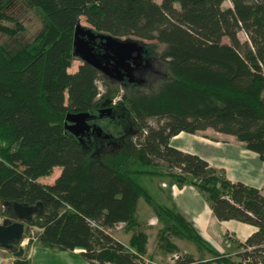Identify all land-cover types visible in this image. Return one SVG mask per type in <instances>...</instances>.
I'll return each mask as SVG.
<instances>
[{"label": "trees", "instance_id": "16d2710c", "mask_svg": "<svg viewBox=\"0 0 264 264\" xmlns=\"http://www.w3.org/2000/svg\"><path fill=\"white\" fill-rule=\"evenodd\" d=\"M23 1L40 9L44 29L30 44H0V218L7 216L6 202H40L39 212L26 222L25 237H31L30 227L40 229L29 246L35 239L89 262L141 264L149 241L137 214L143 198L164 226L160 252L179 251L172 235L210 249L192 222L175 207L155 202L135 177L160 167L179 185L191 183L204 192L218 220L255 227L239 243L245 249L240 256L264 252L261 190L231 182L224 170L170 145L181 132L211 128L234 136L264 161V0H230L232 7L226 8L225 0ZM82 17L96 31L165 45L140 84L113 81L86 63L69 71ZM154 78H161L156 90L138 89ZM109 107L120 116H98ZM69 112L96 115L92 122L99 128L81 141L66 129ZM112 119L115 128L107 129L102 121ZM134 162L141 165L137 171L130 169ZM55 168L60 173L53 183L39 181ZM120 223L131 235L127 245L111 233ZM24 257L9 264H31Z\"/></svg>", "mask_w": 264, "mask_h": 264}, {"label": "rangeland", "instance_id": "374dc122", "mask_svg": "<svg viewBox=\"0 0 264 264\" xmlns=\"http://www.w3.org/2000/svg\"><path fill=\"white\" fill-rule=\"evenodd\" d=\"M158 3L161 0H155ZM179 8V5H176ZM223 7H232L230 0H225ZM0 9L2 12L8 16L0 20V25L2 27H10L15 29L16 34L14 37L9 34H5L0 29V44L8 48H15L19 45H27L33 42L38 35L44 29V20L43 15L40 9L33 8L28 6L23 0H0ZM80 23L86 27L91 26L84 17L80 19ZM138 39L136 37H130ZM239 38L241 41H246L248 38L244 31L239 32ZM125 39V37H122ZM146 47L148 46L151 54L150 58L157 61L159 55L165 48V45L157 41H148L142 40ZM225 42L228 43V40L225 39ZM83 64V61L80 58H74L69 68L70 72H75L79 66ZM149 71V70H148ZM135 83V82H134ZM161 84V78H154L148 85L145 87H138L141 91H150L156 90L157 87ZM100 89L102 90L101 81L98 82ZM139 86V85H138ZM104 125H107L108 121H102ZM153 124H156L155 121H152ZM184 145L196 151L199 155L206 157L211 160L212 165L219 167V169L224 170L225 177L233 181H244L250 185L260 187L264 180V161L259 158V155L254 151H251L245 147V145L239 144H229L223 143L221 147L216 148L213 145H205L204 143L193 139L190 135H185V137L180 138ZM178 140L173 141V145L178 144ZM224 167V168H221ZM141 168L139 162H134L130 169L137 171ZM149 171L139 175L136 174L135 177L146 186L148 192L151 194L155 202L162 205H172L186 213L191 219H195L196 215L204 212H209L211 208V202L207 198V195L199 190L198 187L193 186L191 183H185L181 186L182 192L177 196H173L175 186H178L175 178L171 175L164 173V169L160 167L148 168ZM60 173V168H55L53 173L49 176L41 177L39 181L43 184H51L54 182L56 177ZM157 175L154 176V174ZM160 173V174H159ZM161 182H164L166 186L164 189L160 188ZM150 208L146 202L141 199L139 202V217L143 220L142 223L146 225L145 232L149 235L148 241V258L150 261H153L155 264H176L177 262L182 261L184 264H227L224 262H219V256L222 259H227L235 264H264V252L257 253V255H252L250 258H243L239 255L240 252H243L245 249L239 246V241L235 237L234 233L227 231L223 236L218 240L215 238L210 239L206 238L209 243L210 249L199 248L198 245L189 240H182L179 236H170L171 240L176 241L180 245L179 251L168 252L163 254L157 248L159 244L160 236L164 232V226L159 221L154 211L151 213L153 216L146 222L145 218L147 216L145 209L149 210ZM1 217L0 219H3ZM139 218V219H140ZM193 223V222H192ZM228 227L233 229L236 232L238 239L244 240L248 237L249 232L254 229L252 225L238 221L230 220ZM122 230L124 225H122ZM40 231L38 227H30L29 235L27 237L31 239L35 238L36 232ZM200 231V230H199ZM201 232V231H200ZM112 235L118 240L123 238L121 229L114 228L111 230ZM202 233V232H201ZM205 237V236H204ZM173 241V242H174ZM36 243L35 239L33 244ZM29 242L25 241L22 243L24 248V253L22 256L17 257L14 255V252L7 251L3 254V259L7 260L6 264L12 263L18 258H26V251L29 249ZM39 245V244H38ZM215 251L217 253H215ZM77 253L79 250L76 251ZM163 254V256L159 255ZM174 255L180 256L179 260L174 261ZM186 256L192 257L191 261H188ZM32 258H69L64 251H50L44 249L41 246H37L34 250ZM5 264V263H3Z\"/></svg>", "mask_w": 264, "mask_h": 264}, {"label": "water", "instance_id": "95a60500", "mask_svg": "<svg viewBox=\"0 0 264 264\" xmlns=\"http://www.w3.org/2000/svg\"><path fill=\"white\" fill-rule=\"evenodd\" d=\"M97 40L103 48L102 53L96 51ZM73 49L76 58L116 81L126 78L129 83L135 82L137 79L134 78V72L149 65L146 44L140 39L130 37L122 39L110 33L96 31L94 27L83 26L80 22L75 27ZM113 110L114 107L100 110L98 116L110 117ZM95 118L96 115L89 112H69L66 115V129L82 141L99 128L89 122ZM5 206L7 216L0 219V264L4 263L3 254L11 251L15 245L19 246L14 255L22 256L24 253L22 243L30 241L25 237L26 222L39 212L42 204L39 202L37 206H33L6 202ZM11 215L14 216V221Z\"/></svg>", "mask_w": 264, "mask_h": 264}, {"label": "crops", "instance_id": "0c3cea01", "mask_svg": "<svg viewBox=\"0 0 264 264\" xmlns=\"http://www.w3.org/2000/svg\"><path fill=\"white\" fill-rule=\"evenodd\" d=\"M185 135H190V137H192L193 139H197L198 141L204 143L205 145L206 144L207 145L208 144L209 145H213L216 148L221 147L223 143L239 144V145H242V146L244 145L243 142L237 140L234 136L217 132V131H215V130H213L211 128H209V129H207L205 131H200V132H198L196 134H191V133H187V132H181V133L171 137V139H170V145L171 146H173V147H175V148H177L179 150H182L184 152L191 153V154H196V155L200 156L201 158L207 160L211 167H214L216 169H219L220 166L215 167L214 165H212L211 160L207 159L206 157H204L202 155H199L196 151H193L192 149H189V147H187L186 145L183 144V142H181L182 140L180 138L181 137H185ZM174 140H178V142H179L178 144H180V145H176V144L173 145V141ZM221 168H224V167H221ZM228 180H230V179H228ZM230 181L231 182H237V181H233V180H230ZM239 181H241V180H239ZM242 182H244V181H242ZM244 183H246V182H244ZM246 184H248V183H246ZM248 185H250V184H248ZM164 186H166L164 184V182H161L160 188L164 189L165 188ZM193 186H195V185H193ZM251 186H254V185H251ZM257 188H259L261 190V192L263 193V195H264V180H263V183L260 185V187H257ZM174 189L175 190L173 192V196H177L178 194H180L182 192L183 188H181V186H179V184H178V186H175ZM141 199H143V198H141ZM140 200H139V202H140ZM146 204L150 207V208H148L149 210L145 209V212H146L147 216L145 218L146 221H144V222L147 223V221L151 218V216H153L151 214L153 212V208L147 202H146ZM164 206L175 207V206H172V205H164ZM175 208L179 212H181V214H183L190 222H193V224L195 225L196 229L198 231L200 230L202 232L201 233L199 231L200 234L203 237L205 236L204 237L205 239L206 238H210V239L215 238L216 240H218L227 231H229V232L234 233L235 237L237 238V240L239 242H244L245 241V239L244 240L238 239V237L236 235V232L233 229H231L230 227H228V223L230 221H220V220H218L215 217V215L213 214V211H212L211 208H210L209 212H204V213H200V214L196 215L194 220L191 219L188 215H186V213H184L183 211H181L177 207H175ZM137 214H138V217H139V205H138ZM140 220H142V219L140 218ZM121 224H123V223H120L115 228L121 229V233L123 234V238L119 239V241L122 242L123 244L127 245L131 235L129 233H124L122 228L119 227ZM146 226L149 227V224L147 223ZM255 230H256L255 228L252 229L249 232V235H251ZM174 243L180 248V245H179L178 242L174 241ZM37 246H40V245H38L37 243H34V244L30 245L29 249L26 251L27 258H28V260L30 261L31 264H99V263H95V262H89V261H86V260H83V259H80V258H73L67 251H64V252L67 254V256L69 258H32L34 250H35V248ZM41 247H43V246H41ZM43 248L47 249V250H50V251H61V250H51V249L46 248V247H43ZM147 248H148V245H147ZM148 250H149V248H148ZM179 252H181L180 249H179ZM159 255L163 256V254H159ZM4 263L5 264L7 263V260H5V258H4Z\"/></svg>", "mask_w": 264, "mask_h": 264}, {"label": "flooded vegetation", "instance_id": "af4514ba", "mask_svg": "<svg viewBox=\"0 0 264 264\" xmlns=\"http://www.w3.org/2000/svg\"><path fill=\"white\" fill-rule=\"evenodd\" d=\"M97 49H96V51L97 52H99V53H102L103 52V48H102V46H100V41L99 40H97ZM147 59H149V65L147 66V67H143V69H138L137 71H135L134 72V78H136L137 79V81H135V83H137V84H140L141 83V81L143 80V78H144V73L145 72H147L148 70H151L152 68H151V58L150 57H146ZM110 60V62H113L112 61V59H109ZM105 76V75H104ZM107 77V76H106ZM108 78H110V77H108ZM110 79H112V78H110ZM113 81H116V80H114V79H112ZM124 81H127L128 82V79H123L122 81H117V82H121V83H123ZM129 83V82H128ZM133 84H134V82H132ZM114 104L116 103V101H114L113 102ZM112 115H111V117L113 118H116V117H118V116H120L119 114H120V111H119V109H117V108H114V110H113V112L111 113ZM113 118V119H114ZM113 119H112V121L111 122H109L106 126H107V129H111L112 127H114L115 128V124L114 125H112L111 123L112 122H115V123H117L116 121H113ZM90 122V124H93V122H92V120H90L89 121ZM90 134H92V133H90ZM89 134V135H90Z\"/></svg>", "mask_w": 264, "mask_h": 264}, {"label": "built area", "instance_id": "2783aa9c", "mask_svg": "<svg viewBox=\"0 0 264 264\" xmlns=\"http://www.w3.org/2000/svg\"><path fill=\"white\" fill-rule=\"evenodd\" d=\"M123 224H121L119 227H122ZM181 257L180 256H177V255H174L173 259L174 261L176 260H179ZM141 264H155L153 261H150L148 258H143V262ZM176 264H184L182 261L180 262H177Z\"/></svg>", "mask_w": 264, "mask_h": 264}]
</instances>
